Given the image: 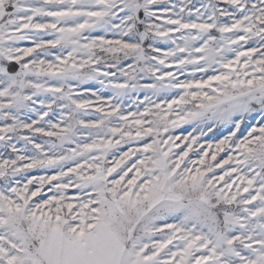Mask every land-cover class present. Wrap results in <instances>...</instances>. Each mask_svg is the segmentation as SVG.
<instances>
[{
    "label": "snow or ice",
    "instance_id": "6c2138e0",
    "mask_svg": "<svg viewBox=\"0 0 264 264\" xmlns=\"http://www.w3.org/2000/svg\"><path fill=\"white\" fill-rule=\"evenodd\" d=\"M0 264H264V0H0Z\"/></svg>",
    "mask_w": 264,
    "mask_h": 264
}]
</instances>
